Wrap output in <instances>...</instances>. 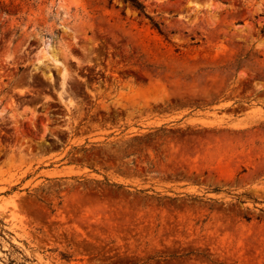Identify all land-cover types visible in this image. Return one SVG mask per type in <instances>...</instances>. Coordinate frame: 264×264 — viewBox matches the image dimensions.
Wrapping results in <instances>:
<instances>
[{
  "label": "rangeland",
  "instance_id": "obj_1",
  "mask_svg": "<svg viewBox=\"0 0 264 264\" xmlns=\"http://www.w3.org/2000/svg\"><path fill=\"white\" fill-rule=\"evenodd\" d=\"M10 258L264 264V0H0Z\"/></svg>",
  "mask_w": 264,
  "mask_h": 264
},
{
  "label": "bare ground",
  "instance_id": "obj_2",
  "mask_svg": "<svg viewBox=\"0 0 264 264\" xmlns=\"http://www.w3.org/2000/svg\"><path fill=\"white\" fill-rule=\"evenodd\" d=\"M190 140V139H189ZM187 143H188V140H187ZM193 146H192V145ZM187 145V144H186ZM189 145H191L192 146V148H194V149H197V150H199L200 151V148H202V140L200 139V138H198V139H195V140H190V144ZM183 147H184V144H183Z\"/></svg>",
  "mask_w": 264,
  "mask_h": 264
},
{
  "label": "trees",
  "instance_id": "obj_3",
  "mask_svg": "<svg viewBox=\"0 0 264 264\" xmlns=\"http://www.w3.org/2000/svg\"><path fill=\"white\" fill-rule=\"evenodd\" d=\"M134 5H136V4H134ZM136 7L140 8V6H138V5H136ZM6 264H17V263H16L15 259L10 258L9 261Z\"/></svg>",
  "mask_w": 264,
  "mask_h": 264
}]
</instances>
